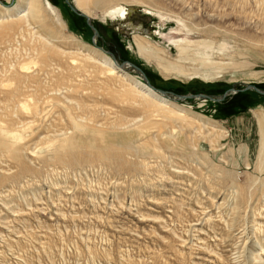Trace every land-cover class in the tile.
Returning <instances> with one entry per match:
<instances>
[{"label": "rangeland", "instance_id": "rangeland-1", "mask_svg": "<svg viewBox=\"0 0 264 264\" xmlns=\"http://www.w3.org/2000/svg\"><path fill=\"white\" fill-rule=\"evenodd\" d=\"M11 1L0 0V71L39 79L18 101L5 92L16 81L0 86V124L21 134L24 157L0 151V264H264V94L246 88L264 92V0L88 2L93 29L73 0H39L36 18L20 5L5 15ZM113 5L123 19L104 16ZM107 51L141 73L106 77ZM142 77L172 93L167 104L132 85ZM188 95L207 98H177ZM62 133L71 146L46 151Z\"/></svg>", "mask_w": 264, "mask_h": 264}, {"label": "bare ground", "instance_id": "bare-ground-1", "mask_svg": "<svg viewBox=\"0 0 264 264\" xmlns=\"http://www.w3.org/2000/svg\"><path fill=\"white\" fill-rule=\"evenodd\" d=\"M80 1V2H79ZM88 2H90L93 6H102V5H104V4H106V2H107V0H73V5L75 6V8L78 10V11H80L81 13H83L84 15H86L89 19H91L92 18V13L87 9V7H86V5H87V3ZM18 5H20L23 9L22 10H24L25 8H30L31 7V17L32 18H34L36 15H37V13H39L38 11H39V9L41 8L40 7V4H39V0H18V2H17V4L15 5V6H12L11 8H4L5 9V15H7V16H9V14L10 13H15V12H17L18 13V11H19V9L21 8V7H19ZM44 9L45 10H47V11H51L52 12V14L53 15H55V12H54V10H53V8H52V6L47 2V1H45V3H44ZM103 14H105L104 16H110V17H118L119 19H123L124 18V15L126 14V12H125V10L121 7V6H118V5H113V6H111V7H109L107 10H105V13H103ZM24 15V14H23ZM22 16V15H21ZM38 16V15H37ZM6 17V16H5ZM116 17V18H117ZM36 18V17H35ZM54 20H55V23L61 28V27H63V25H62V23H61V21L59 20V17L58 16H55V18H54ZM26 26V25H25ZM22 29V28H21ZM8 40V39H7ZM204 44V43H203ZM135 47H136V49H137V51H138V53L140 54V55H143V56H147L148 54H151L146 48H145V46H143L142 45V43H141V41H139V40H135ZM10 54V53H9ZM148 58H150V57H152V56H147ZM7 58V57H6ZM44 58V57H43ZM2 59V58H1ZM89 59H90V57H89ZM44 60V59H43ZM91 61H93V60H91ZM93 62H95L96 63V61H93ZM92 63V62H91ZM94 63V64H95ZM100 63H101V65L103 66V69H101L102 71H100V73L101 72H104V74H105V76L107 77V75H109V76H111V75H113V74H116V73H122L123 74V72H122V70H120V68L115 64V62H113V60H112V58H110V57H108V56H106V55H104V54H102V60L100 61ZM93 64V65H94ZM99 65V64H98ZM159 65V64H158ZM122 66H126V67H128L129 65L126 63H122ZM121 66V67H122ZM160 67H162V72H161V74H167V72H169V68L167 67V66H164V65H162V64H160L159 65ZM4 68H6V67H3V70H4ZM27 69V67L25 68V67H23V66H20L19 67V69ZM28 69H30V68H28ZM0 71V86H5V85H9V84H13V82L14 81H16L17 83L16 84H18L17 85V87H15V89L13 90V92H12V94L11 95H9L10 93H9V91H11V90H9L8 88L5 90L4 88H1V89H3V90H5V92L7 93V90H8V95L7 96H9V99H10V97L11 96H15V95H23V92L29 87V84H30V81L32 80V77L31 76H29V73H28V75L27 76H25V75H23L24 74V71H23V74H22V76H20L19 74H15L16 76H14V74L13 75H11L10 73H11V70L9 69V72L7 71L6 72V69L4 70V71ZM18 70V69H17ZM13 71H15V70H13ZM12 71V72H13ZM21 71V70H20ZM173 71V70H172ZM26 73L25 74H27V71H25ZM19 73V72H18ZM22 73V72H21ZM103 74V75H104ZM8 75H10V77H8ZM40 74H38V76H39ZM117 75V74H116ZM115 75V76H116ZM169 75V74H168ZM35 76H37L36 75V73H35ZM118 76V75H117ZM8 77V78H7ZM16 77V78H15ZM41 77V76H40ZM33 78L35 79V77H34V75H33ZM39 79V77H36V79ZM32 80V81H35V80ZM37 81V80H36ZM130 81H132V85L135 87V88H137L139 91H144V92H146V94H148L149 96H151V97H153V98H155V99H157V100H159V102H162V103H165V104H167L168 103V99L167 98H165V95H162V94H160V93H158V92H156L155 90H153L151 87H149L148 86V84H146V82H147V80H143V81H140V80H137V79H134V78H130ZM146 81V82H145ZM39 83V82H38ZM11 84V86H13ZM35 84V83H34ZM39 84H41V83H39ZM32 85V84H31ZM37 85V84H36ZM7 87V86H6ZM13 87V88H14ZM32 87V86H31ZM48 87V86H47ZM9 88H11L10 87V85H9ZM29 89V88H28ZM44 89V88H43ZM47 89V88H46ZM49 89H50V87H49ZM49 89H48V91H49ZM63 89V88H62ZM2 90V93H0V94H4L3 91ZM35 90H37V89H35ZM41 90V89H40ZM52 90V89H51ZM1 91V90H0ZM38 91V90H37ZM36 91V92H37ZM45 91V90H44ZM44 91H42L41 93H44ZM30 92V91H29ZM40 93V92H39ZM115 93V92H114ZM120 93V94H119ZM135 93H137V92H135ZM135 93H133L132 92V90L130 91L129 89H128V95H130V97H133V96H136V94ZM142 93V92H141ZM35 94V96H36V93H34ZM117 94H119V95H124V96H122L123 98L122 99H124V100H122L123 102L126 100H128V102H129V104L133 107V106H135V107H139L140 108V110L143 112L142 113V117H144V118H148V117H150V116H152L153 117V115H152V110L151 109H148V110H146L147 108H145V107H143V106H141L140 105V103H138L137 101H135V100H133V99H131V100H129V97L127 98L126 97V95L125 94H127V92L124 94V93H121V92H117ZM5 96H6V94H4ZM17 95V98H16V100L18 101V96ZM27 95V94H26ZM117 96L116 94L114 95V97H117V98H119L120 99V96ZM139 95V94H138ZM5 96H3V98H2V101L5 99L4 97ZM7 96H6V98H7ZM29 96V95H28ZM40 96V95H39ZM48 94H47V99H48ZM53 96V95H52ZM113 96V95H112ZM139 96H141V94L139 95ZM22 97V96H21ZM54 97V96H53ZM138 97V96H137ZM142 97V96H141ZM167 97V96H166ZM24 98V96L21 98V99H23ZM28 98V97H27ZM27 98H25V99H27ZM30 98H32V96H30ZM113 98V97H112ZM127 98V99H126ZM145 98V97H144ZM8 98L6 99L7 101L9 100ZM12 99H14V98H12ZM54 99V98H53ZM135 99V98H134ZM139 99V98H138ZM141 99V98H140ZM5 100V101H6ZM15 100V99H14ZM32 100V99H31ZM46 100V99H45ZM56 99H54V101H55ZM1 101V100H0ZM4 101V102H5ZM21 100H19V102H20ZM154 101V100H153ZM16 102V101H15ZM19 102H17V103H19ZM33 102V101H32ZM57 102V101H56ZM144 102H145V105H148V103H146V101L144 100ZM7 103H9V102H7ZM16 103V104H17ZM10 104V103H9ZM20 104V103H19ZM18 104V105H19ZM21 104H23V103H21ZM4 105H6V107H7V104H4ZM3 105V106H4ZM56 105V104H55ZM20 106V105H19ZM25 106V105H24ZM36 106V105H35ZM43 106V105H42ZM68 106V105H67ZM149 106V105H148ZM154 106V105H153ZM165 106V105H164ZM23 107V106H22ZM49 107V106H48ZM96 107V106H95ZM166 107V106H165ZM2 108V107H1ZM3 108H5V107H3ZM27 108V107H26ZM59 108V107H58ZM68 108V107H67ZM71 108V107H70ZM81 108V107H80ZM79 108V109H80ZM88 108V107H87ZM143 108V109H142ZM20 109V108H19ZM60 109V108H59ZM7 110H8V108H7ZM25 110V109H24ZM23 110V111H24ZM27 110V109H26ZM30 110V109H29ZM72 109H70V111H69V108H68V111L69 112H72L71 111ZM97 110V109H96ZM139 110V109H138ZM154 110V109H153ZM163 110H165V108H163ZM168 110V109H167ZM167 110H165V111H167ZM6 111V110H5ZM14 111V110H13ZM140 111V112H141ZM11 112V111H10ZM40 112V111H39ZM62 112V111H61ZM62 113H65V112H62ZM2 113H0V115H1ZM6 114V113H5ZM8 114V113H7ZM7 114L5 115V116H7ZM22 114V113H21ZM25 114H26V112H25ZM31 115L33 114V113H30ZM72 114H73V112H72ZM169 114V113H168ZM4 115V114H3ZM24 115V114H23ZM184 115V114H183ZM12 116H15V115H12ZM9 117V116H8ZM8 117H6V118H8ZM15 117H17V116H15ZM14 117V118H15ZM19 117H20V115H19ZM27 117H29V116H27ZM136 117V116H135ZM151 117V118H152ZM0 118H1V116H0ZM13 118V117H12ZM64 118H67V117H64ZM2 120L3 119H5V117L3 118H1ZM21 119H23V118H21ZM1 120V121H2ZM18 120H20V119H17L16 118V121L19 123L20 121H18ZM27 120V119H26ZM97 120V119H96ZM6 122H7V120H5ZM5 121L3 122L2 121V123H4L5 124ZM14 121V122H13ZM22 121V120H21ZM24 121V120H23ZM82 121V120H81ZM140 120H139V117H137V118H132V119H130V120H128L124 125H119V129L120 128H123V130H124V128H125V130H126V128H129V127H134L135 125H137L138 124V122H139ZM45 122V121H44ZM47 122V121H46ZM9 123V122H8ZM12 123H15V120L13 119L12 120ZM17 123V124H18ZM26 123V122H25ZM16 124V123H15ZM15 125V126H18V125ZM20 124V123H19ZM24 124V123H23ZM70 124H72V127L74 128V129H76V130H78V131H85V130H87V129H89V128H87V126H85V125H83L79 120H77L76 118H71V123ZM13 125V124H12ZM88 125V124H87ZM11 126V125H10ZM20 126V125H19ZM18 126V127H19ZM5 126H2V124H0V151H4V152H6V155H8L11 159H13L15 162H17L21 167H24V157H23V152H21L22 151V148H20V146L18 145L19 144V142H20V140L22 139V137L20 136L21 134H19L17 131H9V130H7L6 128H4ZM17 127V128H18ZM21 127V126H20ZM60 127V126H59ZM118 127V126H117ZM14 128V127H13ZM16 128V127H15ZM16 128V129H17ZM71 128V127H70ZM262 127H260V129H261ZM8 129H11V128H8ZM61 129V128H60ZM118 129V130H119ZM259 129V131H261ZM121 130V129H120ZM52 131V130H51ZM70 131V130H69ZM89 131L91 132V133H93V134H95L96 135V137L98 136V139H100V141L105 137V135H107V134H110V135H114V136H111V137H115L116 139L118 138V135H117V133H105V132H102V131H100V130H96L95 128H90L89 129ZM54 132V131H53ZM67 132V131H66ZM264 132V131H263ZM68 133V132H67ZM72 133V132H71ZM70 134V133H69ZM82 134V133H81ZM121 135H123V136H125L126 138H128V137H130L132 134H135V133H128V132H126V133H120ZM129 134V135H128ZM65 135H67L66 133H62V134H59V135H55L56 136V138H55V140H54V142H56V141H59V144H57L56 145V143H55V146H53L52 144H48L47 145V147H46V151H54V152H58V150L60 149V148H67V146L69 145V144H71L72 142H73V140L74 139H72V138H70V137H66ZM71 135V134H70ZM75 135V134H74ZM73 135V136H74ZM261 135V134H260ZM264 135V134H263ZM48 136H50V135H48ZM151 136V135H150ZM75 137H76V135H75ZM264 137V136H263ZM93 138V137H92ZM187 140V139H186ZM52 141V140H51ZM122 141V140H121ZM261 142H262V140H261ZM96 143V142H95ZM196 143V142H195ZM102 144V143H101ZM112 145V144H111ZM261 145L263 146V149H262V154L264 155V145H263V142L261 143ZM69 146H71V145H69ZM109 146V145H108ZM113 146V145H112ZM110 147V146H109ZM28 148V147H27ZM23 149H24V145H23ZM26 149V148H25ZM63 150V149H62ZM119 151V150H118ZM117 151V152H118ZM122 151V150H121ZM1 152V153H2ZM31 152H32V154H33V149H31ZM60 152V151H59ZM117 152H115V155L117 156V154L118 155H121V154H119V153H117ZM120 152V151H119ZM29 153V152H28ZM123 154V153H122ZM5 155V154H4ZM42 155V154H41ZM40 156V155H39ZM35 157V156H34ZM115 157V156H114ZM47 159V158H46ZM8 161V160H7ZM11 162V161H10ZM6 170V169H5ZM1 171V170H0ZM235 197V196H234Z\"/></svg>", "mask_w": 264, "mask_h": 264}, {"label": "water", "instance_id": "water-1", "mask_svg": "<svg viewBox=\"0 0 264 264\" xmlns=\"http://www.w3.org/2000/svg\"><path fill=\"white\" fill-rule=\"evenodd\" d=\"M13 1V0H12ZM12 1H11V3L9 4V5H11L12 4ZM66 1V3H68V0H65ZM0 5L1 6H3V7H5V4H3V3H1L0 2ZM69 8L73 11V12H76L77 11V9L75 8V7H73V6H71V5H69ZM80 15L81 16H83V17H85L86 19H87V24L89 25V27H91V29H93V27H92V25H91V23L89 22V18L86 16V15H84L83 13H80ZM94 31V36H97V32L95 31V30H93ZM107 55H109L111 58H112V60H113V62H115V64L120 68V70H122L121 69V66H122V63L121 64H119L118 62H117V60L113 57V55L110 53V52H105ZM129 67H133L137 72H139V73H141L140 71H139V68H137L136 66H134L133 64H130L129 65ZM142 79L144 80H147L146 78H144V77H142ZM146 82V81H145ZM146 84H148V86L149 87H151L153 90H155L156 92H158V93H160V94H162V95H165V96H171L172 95V93H169V92H166V91H161V90H157V89H155L154 87H152L150 84H149V82L147 81L146 82ZM247 89H252V90H254V91H256V92H258V93H263L264 94V92H261V91H259L255 86H248V87H246ZM195 97H199V98H207L206 96H204V95H188V96H177V98H179V99H185V98H195Z\"/></svg>", "mask_w": 264, "mask_h": 264}]
</instances>
